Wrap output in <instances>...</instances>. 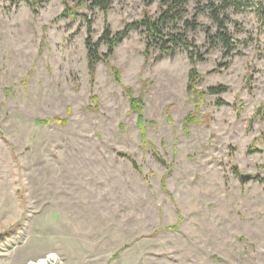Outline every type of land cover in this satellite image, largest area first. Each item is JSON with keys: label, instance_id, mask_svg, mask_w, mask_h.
<instances>
[{"label": "rangeland", "instance_id": "rangeland-1", "mask_svg": "<svg viewBox=\"0 0 264 264\" xmlns=\"http://www.w3.org/2000/svg\"><path fill=\"white\" fill-rule=\"evenodd\" d=\"M148 1L96 10L93 40L155 16L161 0ZM248 1L226 11L228 55L206 38L207 12L185 6L196 89L226 88L196 100L180 43L146 58L132 30L108 59L100 44L91 78L85 22L60 17L61 0H0V264H264V0ZM125 87L144 104L147 144ZM56 117L66 123L38 121Z\"/></svg>", "mask_w": 264, "mask_h": 264}, {"label": "trees", "instance_id": "trees-1", "mask_svg": "<svg viewBox=\"0 0 264 264\" xmlns=\"http://www.w3.org/2000/svg\"><path fill=\"white\" fill-rule=\"evenodd\" d=\"M26 1H28L30 7L36 11V7L41 0ZM112 1L113 0H61L63 10L60 17L78 16L80 17V20L85 22L86 35L84 43L87 55V67L91 78L94 76L96 64L101 59V54L99 53V46L101 43L107 47V51L103 54V56L108 59L112 55L115 46L120 43L130 31L142 29L145 33L144 53L146 58L149 56V49L151 47L159 46V51L155 56V60L161 59L164 56L165 50L168 48V44L176 45L177 43H180L188 53L191 68L188 73L187 90L188 93L192 95V99L200 100L205 94L218 95L226 91V88L221 85L208 87L205 92L196 89V86L199 84V74L195 68V63L197 60H201L202 56L199 54L197 46L186 37L185 29L189 28L190 30H194L197 28L198 24L195 20H183V13L185 11V6L189 2L196 3L200 7L199 10L206 11L208 17L215 25L214 32H211L207 27L205 29L208 42L211 47H214L216 44H220L224 49V54L228 55L235 50L236 42L233 41L227 29L226 11L231 7L234 9H240L241 7L250 6V2L248 0H161L159 3L160 9L155 16L149 15L147 11H144L140 19L125 24L123 29L117 32H112L109 25L105 23L101 35L97 40H93L92 16L96 10L106 13L111 7ZM151 1L152 0H149L148 2ZM262 7V3L259 2L256 6V10L259 11ZM195 16L196 15H194V18ZM180 21H182L184 29H178L175 32L171 31L170 29H172V27H176L177 23ZM111 71L114 78L117 81H120V71L114 67H111ZM124 93L128 98L130 109L137 113V125L141 132V142L143 144H147L146 129L143 125V118L141 116L144 104L140 97L133 95L131 88L125 87ZM92 97L95 101L97 100L95 96ZM217 104L221 105L224 104V102L217 101ZM263 109L264 105H262L258 111ZM190 119L191 118L189 117L187 120ZM38 121L43 124H47L51 121L61 125L66 123V119L57 117L53 119L45 118ZM154 155L162 161L156 152H154ZM132 163L136 169H140L134 161H132ZM170 166L167 168H170ZM233 170L237 172L236 167H234Z\"/></svg>", "mask_w": 264, "mask_h": 264}, {"label": "water", "instance_id": "water-1", "mask_svg": "<svg viewBox=\"0 0 264 264\" xmlns=\"http://www.w3.org/2000/svg\"><path fill=\"white\" fill-rule=\"evenodd\" d=\"M256 176L254 174H240L239 178L242 183H246L251 179H254Z\"/></svg>", "mask_w": 264, "mask_h": 264}, {"label": "bare ground", "instance_id": "bare-ground-1", "mask_svg": "<svg viewBox=\"0 0 264 264\" xmlns=\"http://www.w3.org/2000/svg\"><path fill=\"white\" fill-rule=\"evenodd\" d=\"M48 260H52V257L46 258V259H39L36 262H29L27 264H48Z\"/></svg>", "mask_w": 264, "mask_h": 264}, {"label": "built area", "instance_id": "built-area-1", "mask_svg": "<svg viewBox=\"0 0 264 264\" xmlns=\"http://www.w3.org/2000/svg\"><path fill=\"white\" fill-rule=\"evenodd\" d=\"M52 262H54V259L53 260H48V264H53Z\"/></svg>", "mask_w": 264, "mask_h": 264}]
</instances>
